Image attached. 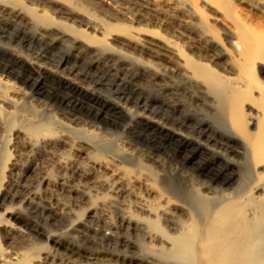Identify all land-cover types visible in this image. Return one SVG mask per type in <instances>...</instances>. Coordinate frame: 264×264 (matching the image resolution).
Returning a JSON list of instances; mask_svg holds the SVG:
<instances>
[{"label":"bare ground","instance_id":"obj_1","mask_svg":"<svg viewBox=\"0 0 264 264\" xmlns=\"http://www.w3.org/2000/svg\"><path fill=\"white\" fill-rule=\"evenodd\" d=\"M0 27L127 96L102 95L39 59L26 65L0 44V61L23 66L19 85L4 64L0 72V264H264V0H0ZM21 84L41 95L56 84L59 101L111 125L126 111L139 141L104 149L103 128ZM209 130L225 151L241 145L253 171L212 204L209 174L224 166L192 146H206L198 138L207 144ZM161 142L174 147L167 159Z\"/></svg>","mask_w":264,"mask_h":264},{"label":"rangeland","instance_id":"obj_2","mask_svg":"<svg viewBox=\"0 0 264 264\" xmlns=\"http://www.w3.org/2000/svg\"><path fill=\"white\" fill-rule=\"evenodd\" d=\"M13 33L10 30H6V29H2L0 27V44H3L4 46H9L14 48L15 50H17L19 52V54H23L24 57H26L22 62H24L26 65L28 64L27 61L29 60V58H35V59H39L41 62H45V65H48V67H50V69H52L54 72L56 73H60V74H64L66 73L68 75V78L70 79H75L76 81H81L83 84L89 85V87L94 88L96 91L100 92L102 95H109L111 98H115V97H120V99L124 98L126 99L127 96H125L124 92L126 91L122 86H116V85H108L106 83V81H102L101 83L95 82V77H93V75H89L92 74L91 72H88L86 74L83 75V71H80V69H76L75 67H72L71 62L69 63H62L60 61H56L52 59V52L46 48H43L33 42L30 41H26V43H22L19 42L17 39H15L13 37ZM27 55V56H26ZM23 63V64H24ZM73 63V62H72ZM6 66L8 71H11V80L12 81H16V83L19 85L20 83L17 80V76L19 74H21V68L23 69V66H20V64L16 65H12L11 63H6V61L4 62V60L1 59L0 61V72H1V68ZM24 64V65H25ZM29 65V64H28ZM20 67V68H19ZM35 78V76H34ZM24 84H21L20 87H24ZM51 88L53 89V93H49L47 95H41V93L37 92L36 90H33V87H27L25 86L23 91L31 96L32 98H37L43 102H45V104L49 105V106H54V107H59L64 109L67 112L73 113L76 116L85 119L87 122H89V124L91 125H95L99 128H103L104 133H102V135L106 138H108V140H103L98 142V144L104 148V149H112L113 147V142L114 140H116L117 138L120 137H125V139L127 140H132V141H139L138 137L136 136L135 133L133 132H129L128 131V127L130 125L133 124L132 120L130 117V114H128L126 111L122 110V120H119V124L117 125H111V123H107L104 122L103 120H97L95 118L89 117L87 114H85V111H81L82 109H79L76 106H72L70 103H62L61 101H59V95H57L55 97V94L58 93V91L61 88H58V85L56 84H52ZM120 91H124L122 94H119V90ZM63 90V89H62ZM60 90V91H62ZM118 90V91H117ZM66 93L65 91L59 92V94H63ZM64 95V94H63ZM26 101V105L28 106V99H25ZM132 102V103H131ZM134 99H132L130 101L129 106H131V110H134ZM142 103H140L139 106H141ZM148 108L150 110H156V112H158V114L162 115V117L166 118V119H173L175 116L171 115L168 110H166L165 108H160L157 107V104H155L154 102H149L148 104ZM26 106V107H27ZM29 107V106H28ZM215 128V124L214 127ZM211 129V128H210ZM193 130L192 127L188 128L186 127L185 131L188 133H192L191 131ZM210 130L207 132L209 133ZM107 135H106V134ZM211 133V132H210ZM213 134V133H211ZM195 136H197V134H194ZM214 137L213 140L212 138L210 140H208L207 144L204 141V139H200L198 138L201 142L205 143L206 146H202L196 143H193L192 146L194 145L196 147V149H200L199 153L203 154L202 157L211 159V161L218 163L219 165L224 166L223 169V175H214L215 171L213 172V170L210 171V176L212 177V184L216 187V192L212 194L213 200L210 201L211 204L214 203L216 201V198L220 197V195L222 193H230L235 189H242L243 187H245L247 185V183L249 182V180L251 179L253 174V171H250L251 169L249 168V164L246 161V158L244 156L243 150L241 145H235L236 143L234 142H227V146H232V148L228 149L227 151L224 143V140L219 139V137L217 138V132L213 134ZM212 135V136H213ZM219 136V135H218ZM216 137V138H215ZM106 138V139H107ZM242 139V138H241ZM212 140V141H211ZM143 144V142H141ZM168 142H161V149H160V154L164 157V158H169L170 155L173 153V146L168 143ZM141 144V145H142ZM232 144V145H231ZM143 147H150L149 145H147L146 143L143 144ZM167 145V146H166ZM106 147V148H105ZM198 147V148H197ZM165 148V149H164ZM167 148V149H166ZM233 149V150H232ZM221 152L225 158H229L232 162H228L225 160L224 156L222 157L221 154L219 153ZM177 158V157H176ZM176 162L178 160V166H182L183 163L180 162L182 161L180 159V156H178L177 159H175ZM187 167H193L191 164H186ZM189 170V172H192L194 174H198L197 171L195 170ZM201 173V171H200ZM263 177H261L260 179V185L264 186V175H262ZM204 177V176H203ZM207 177V176H206ZM209 177V176H208ZM178 192L181 194H186V196L190 197V193H189V189L185 190L184 188H178ZM191 191V190H190ZM189 193V194H188ZM25 209V212H28L33 219L39 223V225L43 226L44 228H48V229H54V230H58V231H63L64 229L59 225L58 222L53 221L52 219L48 218L46 215H44L43 213L32 209V208H23ZM32 209V210H31ZM48 222V223H47ZM55 222V223H54ZM58 228V229H57ZM70 238V239H69ZM68 239L75 245H84V241L82 239L81 234L76 233V232H68ZM97 248L101 249V250H106V251H111V252H115V253H120L119 249H115L114 246H110L107 244H98L96 245ZM119 250V251H118Z\"/></svg>","mask_w":264,"mask_h":264}]
</instances>
